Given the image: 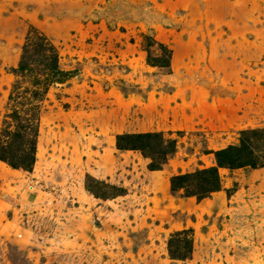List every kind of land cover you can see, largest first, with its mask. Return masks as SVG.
Here are the masks:
<instances>
[{
    "label": "rangeland",
    "instance_id": "rangeland-1",
    "mask_svg": "<svg viewBox=\"0 0 264 264\" xmlns=\"http://www.w3.org/2000/svg\"><path fill=\"white\" fill-rule=\"evenodd\" d=\"M259 130L264 0H0V136L36 141L0 161V264H264V167L170 185ZM139 134L175 142L160 170L117 148Z\"/></svg>",
    "mask_w": 264,
    "mask_h": 264
},
{
    "label": "trees",
    "instance_id": "trees-1",
    "mask_svg": "<svg viewBox=\"0 0 264 264\" xmlns=\"http://www.w3.org/2000/svg\"><path fill=\"white\" fill-rule=\"evenodd\" d=\"M9 134L6 132L0 136V161L8 164L12 169L30 171L35 164L36 141L19 139L9 143ZM258 135L264 137V131H252L241 133L240 143L236 146L221 150L215 154L217 166L209 169L201 170L193 174L180 175L171 178L170 185L174 192L183 191L187 196H193L197 199L208 197L211 193L217 192L221 188V180L218 168L225 169H241V168H257L264 167L263 157L257 156L256 150L262 148L257 143H263V140H256ZM159 138L161 150L153 148V143ZM7 139V141L5 140ZM117 148L120 150H138L146 158L149 159V170H160L162 165L167 161L168 157L175 153V142L168 141L166 146L160 137L152 134L126 135L117 138ZM96 197L101 199L114 198L123 195L120 189H113L108 194H97ZM180 247L179 241L173 240L169 242L170 255L178 260L187 259L192 252V244L190 241H182Z\"/></svg>",
    "mask_w": 264,
    "mask_h": 264
}]
</instances>
